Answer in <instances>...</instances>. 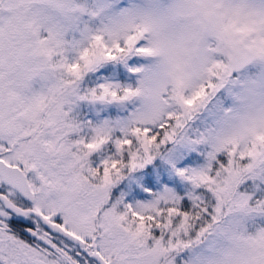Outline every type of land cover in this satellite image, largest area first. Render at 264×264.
<instances>
[{"label": "snow or ice", "instance_id": "6c2138e0", "mask_svg": "<svg viewBox=\"0 0 264 264\" xmlns=\"http://www.w3.org/2000/svg\"><path fill=\"white\" fill-rule=\"evenodd\" d=\"M0 264H264V0H0Z\"/></svg>", "mask_w": 264, "mask_h": 264}]
</instances>
